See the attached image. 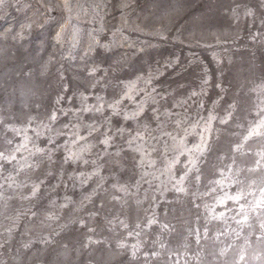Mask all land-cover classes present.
Here are the masks:
<instances>
[{
  "label": "rangeland",
  "instance_id": "374dc122",
  "mask_svg": "<svg viewBox=\"0 0 264 264\" xmlns=\"http://www.w3.org/2000/svg\"><path fill=\"white\" fill-rule=\"evenodd\" d=\"M262 225L264 0H0V264H264Z\"/></svg>",
  "mask_w": 264,
  "mask_h": 264
},
{
  "label": "clouds",
  "instance_id": "9594fccd",
  "mask_svg": "<svg viewBox=\"0 0 264 264\" xmlns=\"http://www.w3.org/2000/svg\"><path fill=\"white\" fill-rule=\"evenodd\" d=\"M135 0H127L128 4L134 3ZM123 19V17H122ZM133 24H135V21L133 22ZM175 25V21L168 18V17H162V18H158V22L156 24V26H146L145 28L141 29L139 25H136V27L134 28V30H146L147 31V35L148 36H152V37H159V36H163L165 33L169 34L172 33L171 38L173 37V33L172 32V28ZM132 27V25H122V27ZM181 36V33L179 31H175V38L179 39V37ZM125 42H127L126 44L129 47H137V42L136 41H132V40H128L126 37L123 38ZM141 44L143 43L142 41L140 42ZM146 44V43H143ZM138 51H142L143 49L137 47ZM108 52V53H112ZM127 59L126 56H117L116 58V62L115 65L116 67H114V70L116 72L121 71V67L120 65H124L125 67H127V65L125 64V60ZM169 64L171 65V62H169ZM139 78V77H138ZM99 110V109H98Z\"/></svg>",
  "mask_w": 264,
  "mask_h": 264
},
{
  "label": "snow or ice",
  "instance_id": "6c2138e0",
  "mask_svg": "<svg viewBox=\"0 0 264 264\" xmlns=\"http://www.w3.org/2000/svg\"><path fill=\"white\" fill-rule=\"evenodd\" d=\"M106 142V141H105ZM262 227H264V225H262Z\"/></svg>",
  "mask_w": 264,
  "mask_h": 264
}]
</instances>
